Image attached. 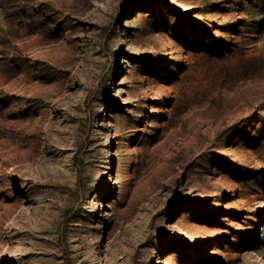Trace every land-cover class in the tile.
Instances as JSON below:
<instances>
[{"label": "rangeland", "instance_id": "rangeland-1", "mask_svg": "<svg viewBox=\"0 0 264 264\" xmlns=\"http://www.w3.org/2000/svg\"><path fill=\"white\" fill-rule=\"evenodd\" d=\"M259 3L0 0V264H264Z\"/></svg>", "mask_w": 264, "mask_h": 264}, {"label": "trees", "instance_id": "trees-1", "mask_svg": "<svg viewBox=\"0 0 264 264\" xmlns=\"http://www.w3.org/2000/svg\"><path fill=\"white\" fill-rule=\"evenodd\" d=\"M259 7L260 8L264 7V0H260ZM263 123L264 122H262V125H264Z\"/></svg>", "mask_w": 264, "mask_h": 264}]
</instances>
